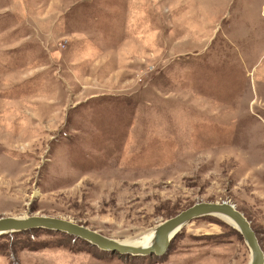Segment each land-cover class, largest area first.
<instances>
[{
  "label": "rangeland",
  "instance_id": "obj_1",
  "mask_svg": "<svg viewBox=\"0 0 264 264\" xmlns=\"http://www.w3.org/2000/svg\"><path fill=\"white\" fill-rule=\"evenodd\" d=\"M228 199L264 248V0H0V216L130 240ZM216 213L167 252L62 230L0 234V264H249Z\"/></svg>",
  "mask_w": 264,
  "mask_h": 264
},
{
  "label": "water",
  "instance_id": "obj_2",
  "mask_svg": "<svg viewBox=\"0 0 264 264\" xmlns=\"http://www.w3.org/2000/svg\"><path fill=\"white\" fill-rule=\"evenodd\" d=\"M206 213L224 215L233 220L232 222L236 224L234 227L241 231L250 246L251 259L249 260V264H264V248L256 229L244 212L228 199L196 201L176 214L165 218L148 231L155 234L153 242L149 244H138L124 238H116L67 217L40 213L1 215L0 234L34 227H46L80 236L98 245L100 248L114 253L134 256L154 253L161 255L168 251L171 239L186 223ZM141 235L142 233L133 238H138Z\"/></svg>",
  "mask_w": 264,
  "mask_h": 264
},
{
  "label": "bare ground",
  "instance_id": "obj_3",
  "mask_svg": "<svg viewBox=\"0 0 264 264\" xmlns=\"http://www.w3.org/2000/svg\"><path fill=\"white\" fill-rule=\"evenodd\" d=\"M221 217L223 219L227 220L228 222H230V224L232 223L231 224L232 226H236V224L234 222H232L233 220H231L229 217L224 216V215H221ZM154 238H155V234L153 232H150V233H147L145 235H141L138 238H132L128 241L136 242L138 244H149V243L153 242ZM250 259H251V257H250Z\"/></svg>",
  "mask_w": 264,
  "mask_h": 264
}]
</instances>
